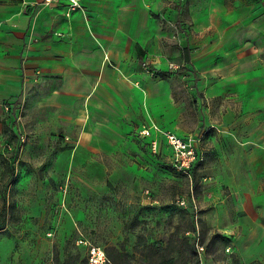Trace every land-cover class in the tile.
<instances>
[{
	"label": "rangeland",
	"instance_id": "obj_1",
	"mask_svg": "<svg viewBox=\"0 0 264 264\" xmlns=\"http://www.w3.org/2000/svg\"><path fill=\"white\" fill-rule=\"evenodd\" d=\"M29 11L35 15L36 6ZM178 50L171 44L168 79L175 129L197 150L187 170L174 165L166 144L154 150L151 136H141L149 113L137 111L129 131L105 149L84 139L73 100L45 108L35 98L51 103L49 90L34 87L28 100L11 103L0 134V209H8L0 264H94V249L100 264H147L153 244L175 248L172 264H264V230L248 235L249 213L230 188L228 144L212 125L220 123L218 110L195 91L197 74ZM135 66L154 74L148 58ZM97 113L87 112V121Z\"/></svg>",
	"mask_w": 264,
	"mask_h": 264
},
{
	"label": "crops",
	"instance_id": "obj_2",
	"mask_svg": "<svg viewBox=\"0 0 264 264\" xmlns=\"http://www.w3.org/2000/svg\"><path fill=\"white\" fill-rule=\"evenodd\" d=\"M42 1L0 0V134L5 105L28 100L36 87L51 94V103L35 98L42 107L75 102L93 147L106 149L129 131L137 111L149 113L142 129L157 124L183 135L175 129L180 119L168 79L175 43L181 62L197 74L195 91L208 110H218L220 123L212 125L228 144L230 188L250 217L244 229L251 238L263 231L264 0H82L83 9L69 17L65 7ZM139 58L149 59L154 74L134 69ZM95 108L98 117L87 121ZM148 140L170 148L157 132Z\"/></svg>",
	"mask_w": 264,
	"mask_h": 264
},
{
	"label": "built area",
	"instance_id": "obj_3",
	"mask_svg": "<svg viewBox=\"0 0 264 264\" xmlns=\"http://www.w3.org/2000/svg\"><path fill=\"white\" fill-rule=\"evenodd\" d=\"M42 5L45 7H65V15L71 16L73 12L83 9L82 0H43ZM108 59V56L106 57ZM7 113L11 111V104L5 105ZM153 132L165 135L168 145L170 146L173 156L174 165L180 170L191 168L197 158V150L194 147L192 138L179 135L175 132L165 131L157 124L145 126L140 134L142 137H150ZM151 145L154 150L157 149V141H152ZM96 250H93L92 263L100 264L99 259L95 256Z\"/></svg>",
	"mask_w": 264,
	"mask_h": 264
},
{
	"label": "trees",
	"instance_id": "obj_4",
	"mask_svg": "<svg viewBox=\"0 0 264 264\" xmlns=\"http://www.w3.org/2000/svg\"><path fill=\"white\" fill-rule=\"evenodd\" d=\"M180 72L183 71L179 70ZM162 78L168 76L166 72H156ZM4 125L5 121L3 120ZM7 215L8 209L6 207V203L0 209V230L4 229L7 225ZM175 248H172L170 244L166 247L162 245L153 244L148 247V262L147 264H172L173 262V255H174ZM105 264H121L115 259L108 260ZM234 264H243L240 263L238 260L234 261Z\"/></svg>",
	"mask_w": 264,
	"mask_h": 264
}]
</instances>
